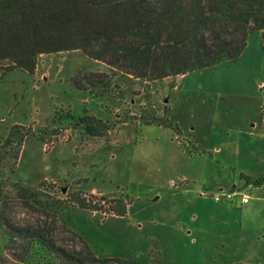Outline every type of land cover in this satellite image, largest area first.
Returning <instances> with one entry per match:
<instances>
[{"label":"rangeland","instance_id":"obj_1","mask_svg":"<svg viewBox=\"0 0 264 264\" xmlns=\"http://www.w3.org/2000/svg\"><path fill=\"white\" fill-rule=\"evenodd\" d=\"M7 66L9 62H0V259L4 264H77L33 246L23 235L12 241L11 226L30 229L29 235L39 231L57 249L87 264L135 260L138 264H232L239 263L234 257L246 256V249L258 245L255 238L237 234L240 213L219 211L211 199L195 200L171 188L173 180L179 185L180 177L189 174V167L203 164L192 159L190 165L177 154L178 148L192 152L199 149L194 141L206 145L222 137L223 131L211 123L217 105L214 94L193 89L189 94L176 93L180 76L153 82L135 79L82 51L41 55L33 74L22 69L4 73ZM231 67L223 73L235 75L233 84L249 92L255 70L241 61ZM215 71L207 68L189 74L206 76ZM89 72L112 76L110 90L103 96L100 87L82 91L73 85L80 73ZM60 109L72 111L76 118L96 117L105 127L95 136L64 113L56 122ZM155 119L167 120L177 129L144 122ZM16 125L22 127L18 133L32 131L18 157L16 134L12 146L5 145ZM207 155L201 175L212 179L223 162ZM242 179L245 182L238 187L250 188L251 195L264 184H256L262 178ZM15 183L31 187L39 196L19 199ZM122 196L129 202L125 217L116 214L120 203H110ZM84 200L89 208L80 207ZM88 250L93 259H86Z\"/></svg>","mask_w":264,"mask_h":264},{"label":"trees","instance_id":"obj_2","mask_svg":"<svg viewBox=\"0 0 264 264\" xmlns=\"http://www.w3.org/2000/svg\"><path fill=\"white\" fill-rule=\"evenodd\" d=\"M254 32L261 34L264 48V0H0V62H9L2 69L6 72L22 69L33 74L41 55L82 51L135 79L153 82L234 63ZM72 83L82 91L100 87L99 95L103 96L110 90L112 76L80 73ZM60 113L78 121L90 135L97 136L105 127L96 117L76 118L72 111L62 109L56 112V122L61 120ZM144 122L177 129L167 120ZM20 129L16 125L5 142L12 146L11 137L18 136L14 141L17 157L32 133H18ZM56 133L53 130L52 134ZM42 140L46 141L44 137ZM199 153L196 149L188 154ZM262 183L264 178L256 181L257 185ZM13 186L21 200L39 196L31 187ZM84 201L80 207L89 208ZM110 203H120L117 215H128L125 197ZM9 229L12 241L23 235L33 246L38 244L60 259L87 264L81 257L57 249L39 231L29 235L30 229ZM88 256L86 259L94 258L90 250ZM135 261L130 264H138ZM4 262L0 259V264Z\"/></svg>","mask_w":264,"mask_h":264},{"label":"crops","instance_id":"obj_3","mask_svg":"<svg viewBox=\"0 0 264 264\" xmlns=\"http://www.w3.org/2000/svg\"><path fill=\"white\" fill-rule=\"evenodd\" d=\"M257 33L260 36L250 35L246 49L236 61H241L255 70L253 79H249V92L242 89L243 87L238 84H233L235 75L227 77L228 75L226 76L222 71L223 69L232 71L231 65L236 62L222 63L212 67L216 71L212 72L211 75L193 76L186 74L180 76L176 81L174 87L176 93L184 91L189 94L190 90L193 89L195 91H207L216 96L217 105L211 123L217 130L223 131L220 132L222 137L219 141L211 139L206 145L197 139V142L194 141V144L198 143L199 146L195 145L200 150L206 152L205 154L189 156L190 150L187 147H183V150L182 148L177 150V154L190 165L193 164L194 160L192 159L203 161V164H199L196 169L193 166L189 167L191 171L189 174L180 177L179 185L175 180L170 183L172 189L181 191L185 196L192 199L213 200L210 196H204L202 193L215 192L223 187L241 186L245 182L242 176L249 180L264 178V48L261 34ZM158 127L162 128L163 126L158 125ZM27 141L24 144L28 143ZM208 152L214 157V160L220 158L223 162L221 171L215 168L212 179L201 175L208 165L206 163ZM251 196L248 204H242L239 199L233 203L213 201L219 211L236 215L240 213L241 217L238 215L235 221L236 224L241 225L237 234L240 233L241 236L245 234L250 239L255 238L258 242L257 246L253 244L250 250L246 249V256L241 254L239 257H234V260L243 264H264V221H260V216L264 212V184L257 186L252 191ZM157 199L159 200L160 197ZM253 220L257 224H252L251 221ZM246 223L251 226L255 225L257 230L248 229ZM243 224L248 231L243 230L245 227ZM235 231L237 232V229ZM241 247H244L242 243Z\"/></svg>","mask_w":264,"mask_h":264},{"label":"built area","instance_id":"obj_4","mask_svg":"<svg viewBox=\"0 0 264 264\" xmlns=\"http://www.w3.org/2000/svg\"><path fill=\"white\" fill-rule=\"evenodd\" d=\"M250 191V188H220L215 192H203L202 195L210 196L215 202L218 203H233L235 200L239 199L242 204H248L252 198Z\"/></svg>","mask_w":264,"mask_h":264}]
</instances>
